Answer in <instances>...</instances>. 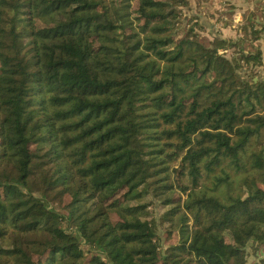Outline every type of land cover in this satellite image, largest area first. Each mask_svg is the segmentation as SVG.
I'll list each match as a JSON object with an SVG mask.
<instances>
[{
    "label": "trees",
    "instance_id": "1",
    "mask_svg": "<svg viewBox=\"0 0 264 264\" xmlns=\"http://www.w3.org/2000/svg\"><path fill=\"white\" fill-rule=\"evenodd\" d=\"M185 1L0 0V264L264 252V79L237 74L261 55L225 58L237 44L201 37Z\"/></svg>",
    "mask_w": 264,
    "mask_h": 264
},
{
    "label": "rangeland",
    "instance_id": "2",
    "mask_svg": "<svg viewBox=\"0 0 264 264\" xmlns=\"http://www.w3.org/2000/svg\"><path fill=\"white\" fill-rule=\"evenodd\" d=\"M187 1V2H186ZM185 4H183L184 6L180 5L178 8L180 9V17L182 19V21L185 22L189 19V15H187L188 10H185V7L190 8L191 6H194V2L193 0H186ZM209 1V6H208V11L206 12V15L208 16H212V18L215 15H219L218 12L215 10V6H214V1L211 2L212 0H208ZM249 1V0H247ZM254 1V0H252ZM258 10L256 12L251 11V14L253 16V19L255 21H257L260 25V30L262 29V34L263 37L259 40V41H254L253 39L250 40V36L249 33H242L241 37H238L237 39H228L225 41H229V42H233L234 44H237V49L235 52H229L227 49L224 51L225 53H222V55L227 58L230 59L232 58V56H236V55H247L250 52H253L255 49L259 50L260 55H261V63L262 65L260 67H254V66H248V67H243L242 69L237 71L238 76L242 79V80H246L249 82H257V81H262L264 79V0H257L256 1ZM221 5V4H220ZM260 8H262L263 10H260ZM241 12V10H240ZM236 12H232V14H235ZM199 16V13H195L193 14V17ZM241 25H232L230 27L226 28V31L228 34H231L233 37H235V33L238 34V30L240 28ZM182 25L179 26L178 30L182 29ZM223 28H221L222 30ZM200 32V31H199ZM240 32V31H239ZM242 32V31H241ZM201 33V32H200ZM204 37V36H201ZM209 40V39H208ZM29 73H32V70H29ZM193 90V89H192ZM44 158V155L42 154V152L40 151H34L32 152V160L33 163H38L41 162V160ZM177 170V168H172L171 171H175ZM255 178L257 180V182L261 185L264 184V172L263 173H259L258 175H255ZM58 186V182L53 184V188H57ZM12 189L7 188V193H11ZM175 196H180L182 198V200H184L185 196L181 195V193H179V191H176ZM151 203L154 207V209L151 206L152 211L155 214L156 219H158V211L156 210L157 205L160 203V201L156 198H153L151 200ZM60 215H65V212L62 211H58ZM66 220V217H65ZM62 226L63 228H65V230L68 229L67 223L63 220L62 221ZM162 225L160 224V226H157V233L156 235L159 237L160 239V246L163 249H165L168 246V243L166 241V238L163 234V230L161 229ZM71 236L75 237V233L71 232ZM79 248L81 249V251L84 253V255L86 257H89L90 255H96L101 257L102 259L105 258L104 254L101 252H98V250H93L90 249L87 244L80 242L79 240ZM247 254L245 256V264H258L259 261L261 259L264 258V252L262 250L256 252V253H252V251L250 249L247 248ZM188 260H186L183 264H186ZM189 264V263H187Z\"/></svg>",
    "mask_w": 264,
    "mask_h": 264
},
{
    "label": "crops",
    "instance_id": "3",
    "mask_svg": "<svg viewBox=\"0 0 264 264\" xmlns=\"http://www.w3.org/2000/svg\"><path fill=\"white\" fill-rule=\"evenodd\" d=\"M213 1L215 10L219 14L215 15L213 18L212 16L206 15L209 6L208 0H193L194 6L185 8V10H188V18H192L193 14L199 13V16H196L195 18L202 28L200 34L201 36H204V38L209 40L237 39L238 37L242 36L241 30L239 29L238 34L235 33V37H233L231 34L227 33V27H230L232 25H241V28L243 27V25H246L251 21H253L257 25L259 24L253 19V16L251 14V11L256 12L259 8L256 4L257 0H212L211 2ZM260 10L263 9L260 8ZM232 12L236 13L231 15ZM221 28L223 29L221 30Z\"/></svg>",
    "mask_w": 264,
    "mask_h": 264
},
{
    "label": "built area",
    "instance_id": "4",
    "mask_svg": "<svg viewBox=\"0 0 264 264\" xmlns=\"http://www.w3.org/2000/svg\"><path fill=\"white\" fill-rule=\"evenodd\" d=\"M222 53H225V52H221V54H222Z\"/></svg>",
    "mask_w": 264,
    "mask_h": 264
}]
</instances>
